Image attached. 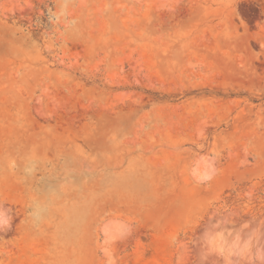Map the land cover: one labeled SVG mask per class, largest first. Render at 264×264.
<instances>
[{"label": "rangeland", "instance_id": "obj_1", "mask_svg": "<svg viewBox=\"0 0 264 264\" xmlns=\"http://www.w3.org/2000/svg\"><path fill=\"white\" fill-rule=\"evenodd\" d=\"M0 264H264V0H0Z\"/></svg>", "mask_w": 264, "mask_h": 264}, {"label": "clouds", "instance_id": "obj_2", "mask_svg": "<svg viewBox=\"0 0 264 264\" xmlns=\"http://www.w3.org/2000/svg\"><path fill=\"white\" fill-rule=\"evenodd\" d=\"M66 7H67V3H65L64 5H62V11L64 10V9H66ZM56 17L54 16L53 17V19H55Z\"/></svg>", "mask_w": 264, "mask_h": 264}]
</instances>
